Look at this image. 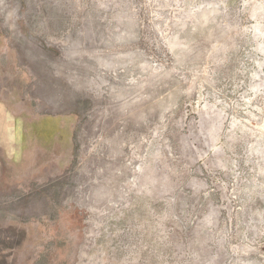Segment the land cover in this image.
Masks as SVG:
<instances>
[{
	"label": "rangeland",
	"instance_id": "1",
	"mask_svg": "<svg viewBox=\"0 0 264 264\" xmlns=\"http://www.w3.org/2000/svg\"><path fill=\"white\" fill-rule=\"evenodd\" d=\"M0 264H264V0H0Z\"/></svg>",
	"mask_w": 264,
	"mask_h": 264
},
{
	"label": "bare ground",
	"instance_id": "2",
	"mask_svg": "<svg viewBox=\"0 0 264 264\" xmlns=\"http://www.w3.org/2000/svg\"><path fill=\"white\" fill-rule=\"evenodd\" d=\"M42 123H43V122H42ZM44 124H46V123H44ZM44 124H43V125H44ZM50 124H52V123H50ZM43 125H42V126H43ZM44 126H45V125H44ZM49 126H50V125H49ZM47 127H48V126H47ZM47 127H46V128H47ZM40 128H41V125H40ZM46 128H45V129H46ZM51 128H52V125H51ZM45 129H44L43 131H45ZM52 129H53V128H52ZM47 131H48V130H47ZM36 132H37V131H36ZM40 133H41V132H40ZM42 133H43V132H42ZM47 133H48V132H47ZM44 134H46V133H44ZM42 136H43V135H42ZM48 138H49V137H48ZM50 138H51V137H50ZM44 139H45V138H44ZM45 141H46V140H45Z\"/></svg>",
	"mask_w": 264,
	"mask_h": 264
}]
</instances>
